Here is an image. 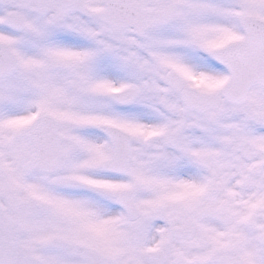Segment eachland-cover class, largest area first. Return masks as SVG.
<instances>
[{
  "label": "snow or ice",
  "instance_id": "6c2138e0",
  "mask_svg": "<svg viewBox=\"0 0 264 264\" xmlns=\"http://www.w3.org/2000/svg\"><path fill=\"white\" fill-rule=\"evenodd\" d=\"M0 264H264V0H0Z\"/></svg>",
  "mask_w": 264,
  "mask_h": 264
}]
</instances>
